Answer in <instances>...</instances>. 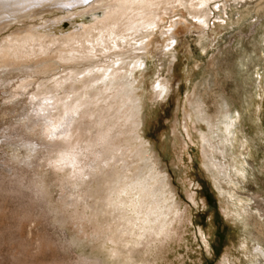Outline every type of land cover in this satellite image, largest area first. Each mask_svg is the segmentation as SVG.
Segmentation results:
<instances>
[{"label":"rangeland","instance_id":"obj_1","mask_svg":"<svg viewBox=\"0 0 264 264\" xmlns=\"http://www.w3.org/2000/svg\"><path fill=\"white\" fill-rule=\"evenodd\" d=\"M76 1L0 9V264H264V0Z\"/></svg>","mask_w":264,"mask_h":264},{"label":"bare ground","instance_id":"obj_2","mask_svg":"<svg viewBox=\"0 0 264 264\" xmlns=\"http://www.w3.org/2000/svg\"><path fill=\"white\" fill-rule=\"evenodd\" d=\"M26 1H28V2H31V1L39 2L40 0H0V9L4 8V9H7L8 11H11V12H17V11L19 12V11L24 9V7L26 5ZM74 1L77 2L76 0H74ZM62 3L63 2H61V4ZM125 5H126V2H119V4L116 5V7L118 9H120V8H124ZM215 35L217 36L218 32L217 33L215 32ZM117 59H119V60L114 62V63L120 62L121 58H117ZM117 65H118V63H117ZM123 67L124 66H122L121 68H123ZM116 69L117 68L115 67V70ZM119 69H120V67H119ZM111 70L115 71L114 68L111 69ZM99 78L100 77H94V78L91 79V81L99 80ZM73 88H75V87H71L70 90H73ZM120 89L121 88H119V90ZM65 92H67V91L65 90ZM97 92H99V91H97ZM116 92H117V90H116ZM95 95L96 94H94V93L91 94L90 98H93V96H95ZM116 104H117V102H116ZM123 107H124V105H122V108ZM119 108H120V106L118 107V109ZM112 109H113V107H112ZM128 114H131V112L128 111L127 115ZM128 116H127V118H128ZM112 121H114V120H112ZM36 122H38V121L31 120V123L29 125H27V127L28 128L32 127V125L34 123H36ZM114 122L116 123V121H114ZM122 130H123V124H122ZM21 136H23V135H21ZM22 138H24V136ZM20 140H21V137H20ZM23 141L24 142H22V144L27 143V144L30 145V147H29V151L30 152L32 150L33 151H39L40 148H37V146H42L43 144H44V147L48 146V144L38 143L37 141H33L30 138H28V139L24 138ZM139 153H140V150H139ZM27 157L28 158L31 157L30 154H27ZM109 174H111V179L107 180V178H109ZM109 174H107V178H105V176H103V180H101V184H105V186H101V192H99V193L103 194V196H101V197H102V200L105 201V202L108 200V198H109V200H111L113 202V180H114L113 179V170H111V172H109ZM21 179H22V177H21ZM97 188H99V186H97ZM128 190H131V191L134 190L135 194H138V195H142L143 194V196H138L139 198H135V200H133V202L130 204V206H133V210L135 209V210H137L140 213L141 221L144 222V223L148 222L149 225H156L158 227L164 226V223H166V221L169 219V213L171 214L172 208L169 205V200L167 198V190H166V188L162 187V185H160V183L159 184L157 183L155 177L152 175V173L149 171L148 168L144 169V171L141 170L140 174L137 176V178L134 181L131 180L130 183H127L126 186H123V193L127 194ZM38 192L39 191H37V193ZM107 192H110V193L107 195ZM122 203H124V202L122 201ZM111 208L113 209V203H111ZM157 230H159V228H151V232H157ZM109 252L114 254L112 252L111 248L109 249ZM57 263L63 264V263H61L59 261L55 262L54 264H57ZM105 263H106V261L103 260L102 258L87 257V256L79 255V256H77V258L75 260L73 259L72 261L68 262L67 264H105ZM47 264H51V263L47 262Z\"/></svg>","mask_w":264,"mask_h":264}]
</instances>
